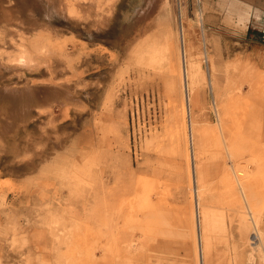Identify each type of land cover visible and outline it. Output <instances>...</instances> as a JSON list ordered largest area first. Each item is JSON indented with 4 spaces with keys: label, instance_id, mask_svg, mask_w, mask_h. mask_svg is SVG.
I'll return each instance as SVG.
<instances>
[{
    "label": "rangeland",
    "instance_id": "374dc122",
    "mask_svg": "<svg viewBox=\"0 0 264 264\" xmlns=\"http://www.w3.org/2000/svg\"><path fill=\"white\" fill-rule=\"evenodd\" d=\"M208 2L0 0V264H264V42Z\"/></svg>",
    "mask_w": 264,
    "mask_h": 264
},
{
    "label": "crops",
    "instance_id": "0c3cea01",
    "mask_svg": "<svg viewBox=\"0 0 264 264\" xmlns=\"http://www.w3.org/2000/svg\"><path fill=\"white\" fill-rule=\"evenodd\" d=\"M210 1V0H209ZM205 4L209 29L224 23V29L241 33L243 37H257L264 42V0H211Z\"/></svg>",
    "mask_w": 264,
    "mask_h": 264
},
{
    "label": "bare ground",
    "instance_id": "6f19581e",
    "mask_svg": "<svg viewBox=\"0 0 264 264\" xmlns=\"http://www.w3.org/2000/svg\"><path fill=\"white\" fill-rule=\"evenodd\" d=\"M162 1H164V0H146V6L147 7H145V8H151L152 6L158 4V3L162 2ZM156 8H158V7H156ZM145 11H146V9H144V11H142V12H145ZM180 11H181L180 12V14H181L180 15V24H181V27H180V40H181L182 65H183V81H184V89H185L184 90L185 91L184 96H185L186 104L190 107L191 95H190L189 85L194 82L195 77H196V74L194 73V67H193V65L190 64L187 61V58H188L187 57V50L190 51V48L192 46L191 43H190V41H189L190 29H189V25L188 24H187L186 27L184 26V22L185 21L183 22L184 19L182 17V9H180ZM189 136H190L191 143H193L194 134H193V131H192L191 123H190V133H189ZM194 172H195V170H194ZM198 196L195 199V207H196V216H197V220H198V226L200 227V224H201V215H200V209H199V200H198L199 197ZM198 240H199V242L201 244V242H202V236H201V232L200 231H198ZM202 256H203V254H202V248H201L200 257L202 258Z\"/></svg>",
    "mask_w": 264,
    "mask_h": 264
}]
</instances>
